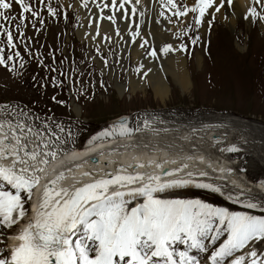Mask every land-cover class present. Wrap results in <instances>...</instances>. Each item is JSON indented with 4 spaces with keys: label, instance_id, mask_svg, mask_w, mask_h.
<instances>
[{
    "label": "rangeland",
    "instance_id": "1",
    "mask_svg": "<svg viewBox=\"0 0 264 264\" xmlns=\"http://www.w3.org/2000/svg\"><path fill=\"white\" fill-rule=\"evenodd\" d=\"M81 1L84 11L87 12L88 10L89 14L92 13V9H101V6L107 4L106 0ZM162 1L166 3L165 0H161L160 5L165 8L160 5L158 7L167 10L168 15L172 17L169 20L175 22L180 20L181 17L174 15L176 9L171 8V6L164 4ZM188 1L175 0L177 7L181 11L184 6L192 7L194 5V3H188ZM8 2H11V0H8ZM61 2L59 0H25V3L37 13L36 16H32L31 13L27 12L21 16V8L15 4H13L11 9H0L10 19L0 18V49H2L0 55L6 61L5 64L0 65V116L2 115L1 113H5L3 114L5 117L8 114H19L24 117H22L24 120L32 122L30 126H35L34 128L37 129V126H39L46 131V146L41 143L40 138L33 136L34 139L37 138L35 139L37 141L34 140L33 143L35 145L40 144L35 147L40 149L42 155L46 154V158H51L52 156L49 154L53 152L56 154L62 149H66L67 146L83 145L91 140V137L103 135V133H108L112 129L117 128L107 126V121L111 117L122 113H128L133 123H138L141 119L151 116L160 115L161 117L163 115L166 116V114H172V118H174L179 115L180 117L174 119H164L167 117H163V120H161L162 117L159 119V121L164 123V129L162 127L159 128L171 131L167 132L169 138L175 134V136L177 135L176 138L179 139L183 135L177 134L178 127L170 123L180 124L185 119L188 122H192L191 120L196 122V118L202 114L215 115L224 119L226 117H229V119H231L230 117H235L239 120L250 121L253 124L249 128L252 131L254 130V135L257 133L260 138L258 135V138L256 135L251 138L245 137L241 134L244 132L240 127H238L239 129L233 127L232 131L227 128L221 132L220 139L215 137L216 140L214 139L212 142L213 146L211 149H206L207 151L205 152L207 156H217L220 161L222 159L226 160L230 168H227L230 170V172H227L230 177L221 174L225 176L223 178L212 173L213 171L211 170L203 169V173L208 175L214 184L221 185L227 191L226 194L223 193L225 197L186 185L169 188L166 195L175 198L182 196L185 199H200L206 203L216 201L221 202L223 205V201H227L229 195L232 198H237L239 204H243L242 199L245 197V199H251L252 202L258 203L259 206L255 209H248L243 205L240 208L234 205V207H238L234 209L243 208L250 213L255 210L261 211V208H264V193L255 189L249 181L253 180L260 183L264 181V151H261L260 148L255 152L249 151L248 145L251 142L248 143L247 140L246 143V139H254L255 142L264 145V55H262L264 54V40L262 39V42L260 41L261 43H259L256 42L259 41L257 38L252 39L253 37L251 36L254 33L258 36L257 31L260 26L257 23L264 26V10H257L246 27L244 26V21L240 19L239 28L236 27L232 30L229 27L218 26L215 31H212L214 25L213 14L205 13L204 18H201V23L206 26H204L206 28L205 35L209 29L211 39L215 40L208 48L210 54L206 53V47L203 46L202 42L204 36L202 35L201 37L199 33L201 23L199 25L195 23V17L198 13L189 12L192 14L190 20L186 22L179 32L173 33L177 48L187 58L186 62L190 70L191 79L189 92L172 82L167 75L170 89L165 100L161 101L160 97L152 92L148 79H146L147 88L145 94L136 91L132 95L130 92L128 82L131 77H138L141 74V69L133 62L128 51L124 55L120 52L119 47H116V50L110 45H105L104 47L98 44H96L97 46L91 45V51L100 60V67L89 55V48L86 42L80 41L75 34L76 29L82 28L77 13L74 10H70L69 13L65 12L62 6L67 7V5ZM52 3L53 5H51ZM49 7L55 10L56 15L49 13ZM99 13L103 14L102 9L99 10ZM11 17H15V19H11ZM250 26L253 27L250 29L251 31L253 30L251 33L248 31ZM237 31L238 36L242 32V38L239 37L241 42L248 44L245 49L248 54L240 55L236 48H233ZM8 32L12 33L11 45L8 43ZM220 37L222 42L218 41ZM222 43H224V46H222ZM195 50H198L199 55L203 57L204 64H201V66L197 64ZM16 53H19V55L17 56ZM9 56H12L11 60L7 59ZM254 62H256V66L255 64L253 65ZM243 63H245V67ZM233 65L235 66L232 67ZM115 80L118 83L127 85L121 97L113 85ZM72 101H75L81 107L80 114L74 113ZM182 117L185 118L183 119ZM130 127L133 129L138 126L137 124H131ZM201 127L192 126L191 132L189 131V135H192L190 140L195 143H191V141L187 143L185 139H181L178 147L188 144L187 150L189 152H196L197 148L201 149L205 144L203 142L204 139L201 137L207 132L205 128L213 126ZM154 128L151 131L160 130L159 128ZM135 136L137 141L147 137L145 134L139 136L137 134ZM238 136L244 139H238ZM165 139H168L167 135ZM230 142L236 143L235 145L241 147V149L245 147L243 151H240L243 154L222 153L223 147ZM243 142L246 145L245 143L243 145ZM145 144L156 146L152 140ZM219 150H221L220 154ZM21 159H25L23 155ZM22 165L16 163L14 167L17 171L23 166L27 168L30 166L29 168H31L29 162L26 165ZM235 171L238 175L237 180H235ZM32 172L33 170H30L25 175H36V171ZM203 181L211 184L205 179ZM128 187L137 188L139 185H130ZM130 197L124 198L129 201L127 207L133 200L138 198V196ZM27 206L26 202L24 204V218L29 213ZM260 215H264V212ZM249 247L250 249L255 247L257 251H260L264 248V243L250 244ZM244 250L247 251V248H244Z\"/></svg>",
    "mask_w": 264,
    "mask_h": 264
},
{
    "label": "snow or ice",
    "instance_id": "2",
    "mask_svg": "<svg viewBox=\"0 0 264 264\" xmlns=\"http://www.w3.org/2000/svg\"><path fill=\"white\" fill-rule=\"evenodd\" d=\"M131 2L132 0H119L117 10L124 9L125 4ZM139 2L140 0H135L136 4ZM165 2L176 9L174 15L177 17L189 12L198 13L195 23L199 25L210 8L215 5V11L219 12L225 0H219L218 5L216 0H195L192 7L184 6L182 11L175 0ZM117 3L118 0H111L113 8H116ZM227 3L231 4L232 0H227ZM13 4L21 8V16L26 12L32 16L37 15L25 0H0V9H11ZM105 7L108 5L105 4ZM48 11L56 15L54 9L49 7ZM132 11L135 13V7ZM248 11L255 12L252 8ZM0 18L9 19L4 11H0ZM107 19L115 23L113 16H108ZM138 34L133 33V38ZM7 36L11 45L12 33L8 32ZM170 50L171 45L167 44L161 48L165 53ZM151 55L155 56L156 53L153 51ZM7 59L11 60L12 56ZM5 63V58L0 55V65ZM0 127L3 125L0 124ZM107 134L109 133H103ZM13 138L19 144V138L15 135ZM237 150L235 146L228 149ZM20 151H23V147ZM51 154L55 155L54 152ZM9 155L15 157L13 166L0 165V226L7 228L25 215L22 192L30 199L33 186L39 182L38 176L25 175L29 172L27 167L18 171L15 169L16 163L26 165V159H21L17 151H12ZM24 155L35 160L37 153L24 152ZM3 157L4 150L0 148V158ZM44 162L46 161H41ZM35 171L42 169H33V173ZM164 174L170 176L173 173ZM188 175L191 176L192 173ZM62 177L63 174L45 184L35 221L21 229L15 237L18 244L11 248V264H200L195 255L189 254V250L208 252L209 245L214 246L224 235L226 239L207 257L210 264H264V251L258 253L255 247L246 255H235L233 258L234 253L250 244L264 243V215L230 211L200 199L162 198L155 195L164 193L169 188L193 184L194 181H161L159 175H149L147 182L140 187L132 188L127 193L114 191L108 194L110 185L123 186L124 182L131 184L143 180V175L117 174L111 179H96L71 188L58 186ZM195 187L220 191V188L206 183H195ZM125 195L143 197V202L129 209V201L124 199ZM228 199H232L231 195ZM242 203L248 209L259 206L251 199ZM261 211L264 212V208ZM14 212L17 213L16 217L13 216ZM78 225H83V236L73 246L72 236L79 231ZM178 244L185 245L186 249L177 250L174 245ZM0 264H8V260L0 258Z\"/></svg>",
    "mask_w": 264,
    "mask_h": 264
},
{
    "label": "bare ground",
    "instance_id": "3",
    "mask_svg": "<svg viewBox=\"0 0 264 264\" xmlns=\"http://www.w3.org/2000/svg\"><path fill=\"white\" fill-rule=\"evenodd\" d=\"M59 1H62L61 3L67 5V7L62 6L63 4L61 5L62 8L65 10V12L69 13L70 10H74V12L77 13V17L82 24V28L76 29L75 34L77 35L80 41L86 42L89 48V55L92 56V59L95 60L100 67H101V63L99 62L100 60L98 59L96 54H94L91 51V45L94 44L95 46L96 44H98V45H103V47L105 45H110L113 46L116 50L119 47L120 52H122L124 55L126 54V51H128V54L132 57L133 62L141 69V74L135 78L131 77L128 82V85L130 87V92L132 93V95L136 91L145 94V90L147 88L146 79H148L152 92L156 96L158 95L161 101H164L170 89L167 75L170 77V80L172 82H175L183 90L189 92L191 79H190V70L187 67V62H186L187 58H185L180 53V50L177 48V42L173 38V33L179 32L184 27L186 22L190 20L192 14L188 13L187 15L179 16L181 18L176 22L171 21L169 19L172 17L168 15L167 10L158 7L160 5L161 0H140L138 4L135 3V0H132L131 3L125 4L124 9L121 10H117L119 7V0L116 8L112 7L111 0H106L108 7H105L104 5L101 6L103 14L99 13V10H101L100 8L92 9L93 11L91 14L88 13V10L87 12H85L84 11L85 9L81 5L82 2L81 0H59ZM188 3H195V0H189ZM218 4H219V0H216V5ZM51 5H53V3ZM133 7H135L136 9L135 13H133L132 11ZM249 8L254 9L255 12L249 13L248 11ZM257 10L260 11L264 10V0H232L231 4H228L227 0H225V3L220 7L219 12L215 11V5H214L206 13L208 12L210 14L214 13V25L212 31L213 30L215 31L218 26L229 27L232 30H234V28L240 27L239 26L240 19L244 21L245 27L248 26L249 20L253 17V15L256 14ZM108 16H113L115 23L107 19ZM173 22L175 23L173 24ZM257 25L260 26L257 31L258 36L255 35L256 33L251 34V36L253 37L252 39L257 38V40H259V41L255 40L256 42L261 43L262 42L261 40L262 39L264 40V26L260 23H257ZM204 26H205L204 24L202 23L200 24L199 33L201 37L202 35L204 36L202 42H203V46L206 47L207 50L206 53L210 54L208 48L215 40L213 41V39H211L210 37L211 32L209 31V29L207 30V34L205 35L206 26L205 27ZM4 27L6 28V26ZM252 28L253 27L250 26L248 29L250 33L253 31L250 30ZM136 32H138L139 34L136 35L135 38H133L132 35L133 33ZM241 34L242 32H240L238 36V31L235 34L233 48L234 49L236 48L237 52L240 55H245L248 54V51L245 50L246 45L248 44L247 43L244 44V42H241V40L239 39V37L242 38ZM218 41L222 42V38L220 37ZM165 44L171 45V50L168 51L167 53L161 51L162 46H164ZM223 44L224 43H222V46H224ZM151 45H153V47L156 50L154 51L157 55L156 58L155 56L151 55V53L153 52V50L150 48ZM214 46L217 47L216 45ZM195 54H196L195 57L197 64L199 66H201V64L203 65L204 60L202 55H199L198 50H195ZM255 63L256 62H254L253 65ZM244 64L245 63H243V66ZM234 66L235 65H233L232 67ZM113 85L115 86L118 95L121 97L127 85L118 83L116 80L113 83ZM80 108L81 107L77 103H75V101H72V109L74 113L80 114L81 113ZM1 114L2 115L0 116V124H2L3 127H0V148L4 150V157L0 158V165L13 166V160L15 159V157L9 155V153L12 151H17L20 158H22L23 155L24 158L27 159V161L31 165V168H29L30 166L28 165L29 171L33 170L34 167L36 168V166L37 167L40 166L39 169H42V171H39V182L37 183V186L34 190L33 204L31 206L32 208L30 211L31 216L28 218V220H30L31 222H34L36 219L35 213L40 202L39 201L40 199L37 198L41 197L43 188L45 186L44 184V186L41 188L43 181H47L49 179H52L54 177L56 178L57 176H59L58 171L61 168L63 169L59 172H65V173H63L62 179L58 181V186L68 187V188H71L73 185L82 186L83 183L92 182L93 180L96 179H101V178L111 179L112 176L117 174L135 175L139 173L143 175L144 177L143 180H137L131 184L124 182L123 186L110 185L108 194H111V192L114 191L127 192L130 189H132L131 187H128L130 185H139L140 187L143 185V183L147 182V177L149 175H159L161 181H170L177 179L194 181L193 184H188V185H195V183L207 184V182L203 181V179L207 180L212 184L213 182L211 181V179H209L210 177H208V175L206 176L201 175V173H203L204 171L203 169L210 170V167H212L213 170L216 171V174L219 177H225V176L230 177V174L227 173L229 172L228 170L230 168L228 167L226 160L222 159L220 161L218 160L217 156L211 155V153H210L211 156H207L205 154V152L207 151L206 149L209 148L211 149V147L213 146L212 142L214 139L216 140L215 137H218L220 139L221 138L220 134L222 131L226 130L227 128L230 129V131H232L233 127L235 128L240 127L244 132L241 134H243L245 137L247 136L251 138L254 137L255 135L257 137L258 135L257 133L254 135V130L252 131L251 128H249L253 123H251L250 121L239 120L238 118L235 117H230L231 119H229V117H226V119H224V118H218L215 115L202 114L199 115V117L197 116L198 118H196V122L194 120H191L192 122H188L185 119L180 124L170 123L173 125L175 124L178 127L176 133L179 135L182 134L183 136H181L180 138L185 139L187 143H190L191 141L190 138L192 135L191 136L189 135V131L192 128V126H202L204 128L211 125L213 126L210 128H205L207 132H205L204 135L201 136L204 139V140L202 139L203 142H205L204 146L201 147V149L197 148L196 152L193 151L189 152L187 150V147H189L188 144L178 147L179 141L181 139L176 138L177 135L175 136V134L174 135L172 134L173 137L169 138V134L167 132H171V131L161 130L159 128V127L163 128L164 126V123L162 121H159L161 117H162L161 120H163V117H167L164 119H168V118L174 119L180 117L178 115L172 118L173 116L172 114H166V116L163 115L161 117L160 115L159 116L157 115L153 117L151 116L148 118H143L141 120L139 119L140 121L138 123L137 122L134 123L137 124L138 127L133 129L130 127L131 119L127 125L124 124V125L116 126L115 124L111 123L109 124V126L117 127V128L112 129L110 132H108L109 134L101 135L102 137L92 139L89 141L88 144L83 146L75 145V146L67 147L66 149H62L61 151L59 150L60 152L56 153L51 158H46L47 155L46 154H45L46 156L42 155L40 153V149L38 147H35L37 144L35 145L33 143V141L37 139V138L34 139V137L36 136L38 137V139L40 138L41 143L46 146L45 144V142L47 141L46 131H44L39 126H37L38 129L34 128L35 126L34 127L30 126L32 122L30 123L29 121L24 120L23 119L24 117L22 116L23 117L22 118L21 115L19 114H14V113L8 114L6 117L3 115L5 113H1ZM182 118L184 119L185 117ZM167 124L169 123L167 122ZM214 125H219V126H214ZM153 127L159 128L160 130H156L154 128L155 130L151 131ZM137 134L138 136L145 134L147 137H144L143 140L141 141H137L135 136ZM14 135L19 138V144H17L16 139L13 138ZM166 135L168 139H165ZM239 138L244 139L243 137L238 136V139ZM151 140L153 144H156V146L155 145L148 146L145 144L146 142ZM247 140L248 143L249 142H251V144L253 143L251 147H250L251 144L250 145L247 144L249 146L248 149L249 151L255 152L258 151L259 148L261 151L262 150L264 151L263 144L259 142H255L254 139H250V140L246 139V143ZM181 142L184 144L183 141ZM192 142L193 141H191V143ZM244 143L245 142H243V145ZM89 144L90 146L88 148H85ZM197 146H198V142H197ZM21 147H23V151H20ZM224 148L225 146L223 147L222 151L219 150V154L220 151L222 153L228 152L227 149ZM238 148H240L238 151L239 154L240 155L243 154L240 151H243L245 147L243 149H241V147ZM24 152L37 153L35 160L26 157L24 155ZM41 161H46V162L41 163ZM140 165H143V167H140ZM157 165H160V167H157ZM184 165H187V167H184ZM176 169H179V171H176ZM165 172H172L173 174L169 176V175H165L164 174ZM84 173H88V175H84ZM188 173H192V175L189 176ZM53 174L56 175L51 177ZM221 174L225 176H222ZM235 176H236L235 180H237L238 175L236 174V171H235ZM233 183L236 184L235 182ZM249 183L253 185L255 189L259 190V187L264 188V184L258 181L252 180L251 182L249 181ZM28 224H29L28 222L22 224L21 229L27 227Z\"/></svg>",
    "mask_w": 264,
    "mask_h": 264
},
{
    "label": "water",
    "instance_id": "4",
    "mask_svg": "<svg viewBox=\"0 0 264 264\" xmlns=\"http://www.w3.org/2000/svg\"><path fill=\"white\" fill-rule=\"evenodd\" d=\"M127 120H128V116L125 115V114H121L119 116H116V117L111 118L109 121L111 123L116 124V123H126Z\"/></svg>",
    "mask_w": 264,
    "mask_h": 264
}]
</instances>
